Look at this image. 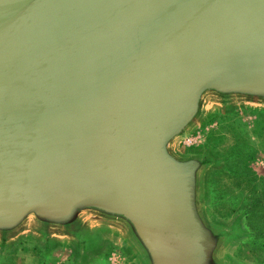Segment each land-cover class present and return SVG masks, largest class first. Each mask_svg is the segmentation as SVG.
<instances>
[{
  "label": "water",
  "instance_id": "95a60500",
  "mask_svg": "<svg viewBox=\"0 0 264 264\" xmlns=\"http://www.w3.org/2000/svg\"><path fill=\"white\" fill-rule=\"evenodd\" d=\"M239 107L264 111V0H0V251L241 264L219 159L180 146Z\"/></svg>",
  "mask_w": 264,
  "mask_h": 264
},
{
  "label": "rangeland",
  "instance_id": "374dc122",
  "mask_svg": "<svg viewBox=\"0 0 264 264\" xmlns=\"http://www.w3.org/2000/svg\"><path fill=\"white\" fill-rule=\"evenodd\" d=\"M180 146L208 150L219 159V166L207 177L209 208L218 220L240 219L245 225L246 235L232 256L241 264H264V111L251 107L215 111ZM0 264L133 263L119 241L109 236L89 256L73 252L66 244L47 251L24 238L0 251Z\"/></svg>",
  "mask_w": 264,
  "mask_h": 264
},
{
  "label": "trees",
  "instance_id": "16d2710c",
  "mask_svg": "<svg viewBox=\"0 0 264 264\" xmlns=\"http://www.w3.org/2000/svg\"><path fill=\"white\" fill-rule=\"evenodd\" d=\"M249 226L254 227V225L252 224V222L249 220Z\"/></svg>",
  "mask_w": 264,
  "mask_h": 264
}]
</instances>
